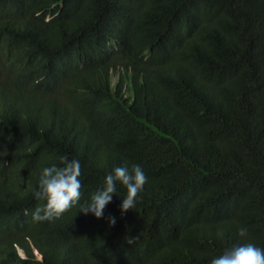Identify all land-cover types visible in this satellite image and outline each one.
<instances>
[{"label": "trees", "instance_id": "obj_1", "mask_svg": "<svg viewBox=\"0 0 264 264\" xmlns=\"http://www.w3.org/2000/svg\"><path fill=\"white\" fill-rule=\"evenodd\" d=\"M63 156L80 201L35 222ZM133 164L135 208L117 183L80 212ZM247 243L264 249V0H0V264H210Z\"/></svg>", "mask_w": 264, "mask_h": 264}, {"label": "clouds", "instance_id": "obj_2", "mask_svg": "<svg viewBox=\"0 0 264 264\" xmlns=\"http://www.w3.org/2000/svg\"><path fill=\"white\" fill-rule=\"evenodd\" d=\"M62 166L52 165L43 168L39 177L38 190L34 195L37 200L45 201L43 208L37 207L32 219L35 222L58 219L81 198V164L79 160H69L61 157ZM147 177L139 164H133L131 171L126 166H118L109 173L104 180L103 187L97 190L85 205H81L80 212L93 214L97 219L103 216L104 209L111 202L117 191V183L126 188L127 195L120 206L121 214L132 210L136 206L138 194L142 191ZM115 217H109V226H114ZM239 235L247 236V229L240 228ZM129 245L135 243L136 238H126ZM210 264H264V249L252 243L235 246L225 250L222 255L214 257Z\"/></svg>", "mask_w": 264, "mask_h": 264}, {"label": "rangeland", "instance_id": "obj_3", "mask_svg": "<svg viewBox=\"0 0 264 264\" xmlns=\"http://www.w3.org/2000/svg\"><path fill=\"white\" fill-rule=\"evenodd\" d=\"M117 82H118V77L116 76V77L114 78V84H116ZM22 256H24L23 253H22ZM39 259H41V257H39Z\"/></svg>", "mask_w": 264, "mask_h": 264}]
</instances>
